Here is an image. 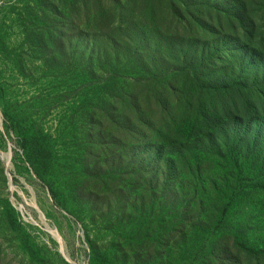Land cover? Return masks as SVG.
<instances>
[{
    "label": "rangeland",
    "instance_id": "rangeland-1",
    "mask_svg": "<svg viewBox=\"0 0 264 264\" xmlns=\"http://www.w3.org/2000/svg\"><path fill=\"white\" fill-rule=\"evenodd\" d=\"M242 4L255 16L239 38L251 48L255 36L250 54L216 27ZM262 60L264 0H0V89L46 139L43 183L0 102V264H96L92 248L112 264H264V115L232 108L223 155L210 138L179 151L180 138L158 131L203 137L202 107L264 98L263 76L240 86ZM147 118L158 156L139 132ZM5 201L41 263L8 226Z\"/></svg>",
    "mask_w": 264,
    "mask_h": 264
},
{
    "label": "trees",
    "instance_id": "trees-1",
    "mask_svg": "<svg viewBox=\"0 0 264 264\" xmlns=\"http://www.w3.org/2000/svg\"><path fill=\"white\" fill-rule=\"evenodd\" d=\"M210 3H217L218 1H224L225 3L229 4L231 0H208ZM236 1V0H234ZM243 3V2H242ZM227 9H231L227 7ZM238 15H233L232 18H218V21L216 22V27L219 29L224 28H230L233 31V36H235V39L238 40V46L237 49H239L240 53L243 52V49L248 51L250 54V51L254 52L255 47L257 45V41L255 39L254 35H251L250 40L252 42V47H243L239 43V38L242 36V33H245L246 26L242 25V21L246 18L248 21L253 25L255 22V16L246 15L245 11V5L242 4V6L237 8ZM229 15V14H228ZM207 18L210 19L209 14H207ZM175 36L179 39L180 42H187V39L182 34L175 33ZM236 45V44H235ZM183 53L178 50L177 51V58L175 61H178L184 58L182 55ZM262 64L258 66L255 70L254 76L245 82H240V86L242 87V90H250L251 88H255L258 84L257 81L260 78V76H263L262 81L264 83V60H262ZM237 97H232V99L225 97V99H221L222 102H224V105H222V108H219L217 110H212V108H201V111H203L205 117L208 119V126H204L206 134H203V137L198 136L197 138H193V140L190 139L188 136H181L180 134H185L184 131L179 130L178 128H169L166 126L163 129L158 128L159 136H165L168 138L169 136L178 137L180 138L179 141H176V146L179 151H184L187 149L192 148H199L197 145L198 142H201L204 139L210 138V141L214 144V147L219 155H223L224 152H226L227 146L225 143L221 140V137H219V133L221 130H223V121L228 120V118L232 115V108H234L235 115L237 119H240L241 117L248 116V117H254L259 118L261 115H264V98H254V99H246L243 97H240V95H236ZM0 102H1V109L2 113L5 117V119L10 123L11 127H13L16 130V134L19 139L20 148L23 153V158L25 162L28 164L30 169L33 171L35 176L44 183L43 175L40 172L41 166H44L46 162L44 161V149H45V137L40 132L33 129V126L30 124H26L23 122V120L16 115H13L11 112V108L7 105L4 96L3 91L0 89ZM133 105V111L132 114L127 115V119L130 121L134 118V121L137 122V117L140 116L141 113V106L142 104L137 100L135 101ZM166 109V108H165ZM168 111V110H166ZM143 112V111H142ZM161 112V111H160ZM160 114V113H159ZM161 115V114H160ZM155 119L153 118L146 120V122H143V125H141L139 128V132L141 129V132L146 135V131L148 132L149 137H151V145L154 150V154L158 156L160 154V149L156 148V146L159 145V141L157 136L153 134V131L146 130V128L155 126ZM228 122V121H227ZM163 126V127H164ZM228 126V124L226 125ZM165 131V132H164ZM182 134V135H183ZM158 136V137H159ZM195 137V136H193ZM192 143V144H191ZM172 155V156H171ZM177 155V154H176ZM176 157L175 154H166V156H163L161 158L162 165L164 167L172 166L175 164L174 158ZM161 171V170H160ZM5 218L8 226L12 231H15L19 234V240L22 249L25 251V253L29 256V258L33 261H37L38 263L42 262V258L38 255L37 247L30 241L28 233L22 229L21 225L19 224L16 217L13 215L10 205L7 201L4 202L3 205ZM91 258L96 264H112L110 259L101 253L98 250L91 249Z\"/></svg>",
    "mask_w": 264,
    "mask_h": 264
},
{
    "label": "water",
    "instance_id": "water-1",
    "mask_svg": "<svg viewBox=\"0 0 264 264\" xmlns=\"http://www.w3.org/2000/svg\"><path fill=\"white\" fill-rule=\"evenodd\" d=\"M33 176H34V174H33Z\"/></svg>",
    "mask_w": 264,
    "mask_h": 264
}]
</instances>
